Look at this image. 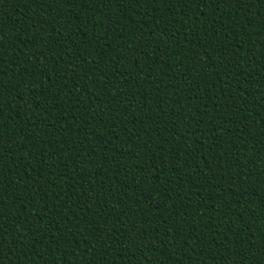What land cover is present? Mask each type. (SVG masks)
Returning <instances> with one entry per match:
<instances>
[{
	"label": "trees",
	"instance_id": "1",
	"mask_svg": "<svg viewBox=\"0 0 264 264\" xmlns=\"http://www.w3.org/2000/svg\"><path fill=\"white\" fill-rule=\"evenodd\" d=\"M0 264H264V0H0Z\"/></svg>",
	"mask_w": 264,
	"mask_h": 264
}]
</instances>
